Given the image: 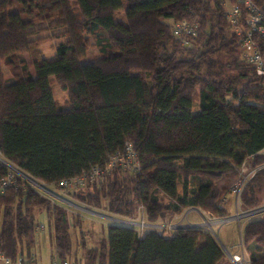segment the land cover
Returning <instances> with one entry per match:
<instances>
[{
  "label": "trees",
  "instance_id": "obj_1",
  "mask_svg": "<svg viewBox=\"0 0 264 264\" xmlns=\"http://www.w3.org/2000/svg\"><path fill=\"white\" fill-rule=\"evenodd\" d=\"M253 2L264 12V0ZM121 10L124 22L115 18ZM186 17L196 18L198 30L185 45L171 28ZM44 39L56 42L50 60L39 49ZM91 46L99 58L83 62ZM49 77L67 91L65 108L56 105ZM126 141L140 169L113 170L97 184L69 190L72 201L125 218L142 205L151 224H168L189 208L231 215L226 204L241 165L264 164V78L241 58L220 1L0 0V177L7 163L58 189L104 165ZM261 178L264 167L241 189L242 209L264 204L256 194ZM43 210L53 229L51 259H67L68 209L19 177L0 194V252L34 256L36 214ZM240 236L248 264H264V217L249 219ZM82 259L236 264L201 227L139 235L117 223Z\"/></svg>",
  "mask_w": 264,
  "mask_h": 264
},
{
  "label": "built area",
  "instance_id": "obj_2",
  "mask_svg": "<svg viewBox=\"0 0 264 264\" xmlns=\"http://www.w3.org/2000/svg\"><path fill=\"white\" fill-rule=\"evenodd\" d=\"M223 10V15L232 27L233 31L239 37V48L241 58L250 65L254 72L264 78V50L260 47V42L264 40V12H262L253 2V0H219ZM172 34L175 38L179 39L182 44H188L189 38L194 37L198 30V22L194 17H186L180 20L174 21L172 25ZM8 167V172L5 176L0 177V194L4 193L9 187L17 185V177L25 181L29 186H37L44 190V187L33 181L29 175L19 171L17 168L5 163ZM264 167V164L251 167L250 163L246 160L241 165L240 171L237 178L231 185V193L235 195L238 200L239 194L243 186L253 177L255 172ZM121 170L124 172H135L140 169V163L136 152L133 150L130 142L126 141L121 151L111 155L104 165L90 166L89 169L79 176L63 180L60 182L58 190L60 195H53L57 202H64L73 205L68 200V191L78 189L85 186L86 184H97L99 181L112 172L113 170ZM43 183V182H42ZM70 198V197H69ZM187 213L195 211L196 208L186 209ZM264 214V204L250 210H244L241 213H236L235 218L240 217H253L255 215ZM228 218V217H227ZM117 220V219H115ZM228 220V221H231ZM227 221V222H228ZM128 222L130 225L138 227L136 230L139 233L140 230L150 229L155 224H151L145 221L144 218V207L142 205L137 206L136 216L129 218ZM204 224H207L204 221ZM190 227H200L197 224L191 223ZM39 228H43L40 224ZM139 235H142L139 233ZM241 243V237H240ZM242 246V244H241ZM243 248V247H242ZM244 250V249H243ZM244 253L247 256L246 251ZM227 257L236 264H248L247 259L244 258L243 253L232 254L229 253ZM0 264H36L35 257L26 254H18L16 257L11 258L0 252ZM50 264H73L67 259L59 260L53 258L50 260Z\"/></svg>",
  "mask_w": 264,
  "mask_h": 264
},
{
  "label": "rangeland",
  "instance_id": "obj_3",
  "mask_svg": "<svg viewBox=\"0 0 264 264\" xmlns=\"http://www.w3.org/2000/svg\"><path fill=\"white\" fill-rule=\"evenodd\" d=\"M16 10L17 5L14 2L10 11L13 12ZM115 18L124 22V10H121L119 13L115 14ZM48 35H50V32L43 33L39 37H47ZM55 43L56 42L54 39H44L39 43V49L41 50V55L43 58L47 60L53 58ZM98 58V50L91 46L87 50L86 57L83 59V62L98 60ZM28 61L31 60L28 58ZM30 70L31 73H33L32 67ZM3 72L8 78L9 73L5 66H3ZM49 80L51 92L56 105L60 108H65L68 99L67 91L63 90L53 77H49ZM31 179L44 187V190H42L39 187L34 186V188L39 193L52 199H55L53 195L61 196L60 191L54 186L44 184L34 178ZM232 179L233 178H231L230 181H232ZM256 189L259 202H264V178H261L258 181V186H256ZM65 199L76 205L73 206L68 203L60 202L68 209L69 219L71 222L69 227L71 249L70 255L67 257V260L70 262L77 260L78 262H81L80 264H82V260L84 261L82 258L84 257L86 251L90 248L97 247L101 239H106L107 225L111 223H117L131 226L135 229L138 228L134 225H130L128 222H125L129 221V218L109 213L103 208H90L85 204H79L72 201L71 198ZM226 206L231 212V215L228 218H215L203 212L199 208H196L195 211L188 213L186 212L187 210H185L182 214L178 215L168 224L159 221L154 223L155 225L150 229H139V233L143 234L148 230H156L158 232H162L164 236H170L174 230L190 227L191 223H193L199 225L204 230L213 233V237L221 242L227 248L229 253L240 255L243 253L244 258L247 259V256L244 253L240 243V233L244 224L249 219L264 217V214L255 215L253 217L244 216L240 217L239 219L235 218V220H231L236 217L237 212L241 213L242 211L246 210L241 208L239 201L233 194L231 195L230 201L226 204ZM107 216L117 220L108 218ZM36 221L38 224L43 226V228H39L35 234L34 250L36 261L38 264H50V257L54 248L52 224L48 220L44 210L36 214ZM204 221H206L207 224H204Z\"/></svg>",
  "mask_w": 264,
  "mask_h": 264
},
{
  "label": "water",
  "instance_id": "obj_4",
  "mask_svg": "<svg viewBox=\"0 0 264 264\" xmlns=\"http://www.w3.org/2000/svg\"><path fill=\"white\" fill-rule=\"evenodd\" d=\"M0 161H2V159L0 158ZM3 162V161H2ZM5 163V162H4ZM212 235H213V233H211ZM215 240L218 242V244H219V246L221 247V249H222V251L226 254V255H228V250H227V248L221 243V242H219L216 238H215Z\"/></svg>",
  "mask_w": 264,
  "mask_h": 264
},
{
  "label": "crops",
  "instance_id": "obj_5",
  "mask_svg": "<svg viewBox=\"0 0 264 264\" xmlns=\"http://www.w3.org/2000/svg\"><path fill=\"white\" fill-rule=\"evenodd\" d=\"M68 198H69V197H68ZM69 203H70V202H69ZM72 204H73V203H72ZM73 206H76V205L73 204ZM107 217H108V216H107ZM176 217H177V216H175L174 218H176ZM108 218L115 219V218H112V217H108ZM174 218H173V219H174ZM172 221H173V220H172ZM33 253H34V257H35V262H36V264H38L37 261H36V256H35V250H34V248H33ZM50 260H51V257H50Z\"/></svg>",
  "mask_w": 264,
  "mask_h": 264
}]
</instances>
